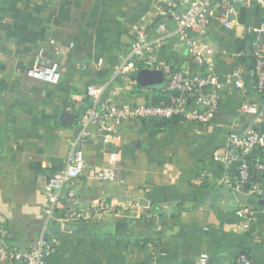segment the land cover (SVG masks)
<instances>
[{
	"label": "crops",
	"instance_id": "crops-1",
	"mask_svg": "<svg viewBox=\"0 0 264 264\" xmlns=\"http://www.w3.org/2000/svg\"><path fill=\"white\" fill-rule=\"evenodd\" d=\"M165 4L0 0V228L7 233L6 245L26 249L57 226V244L47 264H198L203 254L208 264H236L242 254L251 264H264V203L225 182L224 166L216 159L225 153L229 134L248 124L244 103L258 101L254 76L249 68H240L235 53L243 42L249 61L253 44L264 38V6L259 4L237 6L234 25L214 7L210 25L197 35L221 80V108L211 125L180 121L153 134L146 122L125 121L111 147L118 153L115 183L93 178L107 163L108 148L92 128L83 145L85 171L66 183L59 213L71 207L72 193L84 206L106 199L121 213L78 225L84 231L67 230L69 223L44 214L46 182L67 164L90 104L88 85L110 81L138 28H146L149 40L157 38L161 23L170 32L175 29L171 17L160 16ZM175 6L186 7L180 1ZM175 38L170 33L154 48L155 56L184 72H202L207 61L189 59L185 48L175 47ZM42 47L64 68L58 85L27 75ZM239 71L244 90L233 85ZM112 85L122 104L152 95L139 84ZM63 112L76 115L74 125L61 122ZM0 264L24 263L2 256Z\"/></svg>",
	"mask_w": 264,
	"mask_h": 264
},
{
	"label": "built area",
	"instance_id": "built-area-1",
	"mask_svg": "<svg viewBox=\"0 0 264 264\" xmlns=\"http://www.w3.org/2000/svg\"><path fill=\"white\" fill-rule=\"evenodd\" d=\"M176 1L184 3L183 10L176 8ZM259 4L264 6V0H166L165 6L160 10V16L164 19L171 17L175 21V29L169 31L166 23L156 27L157 38L149 40V34L145 27L136 30L137 36L133 39L130 48L122 55L114 67L110 81L100 85L90 84L86 94L90 104L83 111L80 119V131L78 137L72 143L64 169L48 179L46 182V194L48 204L44 208V214L48 218H58L63 223L72 225H89L103 219L106 215L121 213V209L106 199L94 201L89 206H84L72 193L73 203L71 207L61 209L58 204L60 195L67 182L80 177L86 167L83 145L90 139L92 128L101 133L106 150L107 163L93 174V178L99 182H112L117 180L116 162L118 153L111 149L115 137L122 123L128 120L142 122L153 119H168L183 117L184 121L196 124L211 125L221 108V80L215 72V62L206 60L205 47L197 36L207 28L211 21V9L218 8L225 17L228 25H234L236 7ZM264 35V23L260 28ZM170 33L176 35L175 47L185 48L189 59L203 62L207 61L206 68L202 72L190 74L175 68L171 64L161 62L154 54V48L161 47ZM73 45V44H72ZM253 55L249 61H243L245 50H237L235 57L240 68H249L254 76L255 89L258 101H246L242 107V115L249 118L248 124L242 132H231L228 136L227 149L223 155L216 159L225 169V182L229 183L236 192H246L254 198L264 197V162L258 161L251 164L248 160L249 153L256 147H264V130L258 131L254 124L264 123V38L253 44ZM141 69L162 70L165 83L161 92L166 98L154 103L150 96L142 97L133 104L119 103L116 95L119 91L112 85L113 81H119L125 87L138 85L136 73ZM64 68L46 55L45 48H40L36 54L35 62L28 69L30 78L58 85L62 79ZM233 85L244 90L245 81L241 71L234 74ZM144 91L150 89L142 88ZM236 168L237 175L232 173ZM262 174L263 178L258 182H251L252 172ZM6 232L0 228V257L5 256L10 261H20L24 264H47L48 258L54 251L56 236L40 238L31 243L26 249H18L5 244ZM4 240V241H3ZM198 264H208V255L200 256ZM236 264H251L246 254H242Z\"/></svg>",
	"mask_w": 264,
	"mask_h": 264
},
{
	"label": "trees",
	"instance_id": "trees-1",
	"mask_svg": "<svg viewBox=\"0 0 264 264\" xmlns=\"http://www.w3.org/2000/svg\"><path fill=\"white\" fill-rule=\"evenodd\" d=\"M241 49H244L243 42H240L238 44V50H241ZM242 60L245 61V55H244V58ZM151 90H152V95L150 96V100L153 101L154 103H159L166 98V95L163 94V92H161V89L160 90L151 89ZM180 121H184V118L179 116V117H174L171 120L153 119V120L145 121V122H146V124H148L150 126L153 134H156V133H160V132L167 130L169 126H171L172 124H176ZM251 126H253L258 131L264 130V123H260V124L252 123ZM248 160L251 164L258 162V161L264 162V147L258 146L255 149H253L248 155ZM231 172L234 173L233 176L236 177L237 171H236L235 167H233ZM261 178H263L262 174H258V173L253 171L250 179H251V182H258V181H260ZM257 199L264 203V197H258Z\"/></svg>",
	"mask_w": 264,
	"mask_h": 264
},
{
	"label": "water",
	"instance_id": "water-1",
	"mask_svg": "<svg viewBox=\"0 0 264 264\" xmlns=\"http://www.w3.org/2000/svg\"><path fill=\"white\" fill-rule=\"evenodd\" d=\"M136 79L140 87L146 89L160 90L163 88L165 83V76L162 70L155 69H141L136 73ZM61 122L64 124L74 125L76 121V115L68 112H63L61 114ZM67 230L84 231L85 227L76 225H67ZM60 228L57 226L52 227L50 232L45 238H48L50 234L57 235Z\"/></svg>",
	"mask_w": 264,
	"mask_h": 264
}]
</instances>
